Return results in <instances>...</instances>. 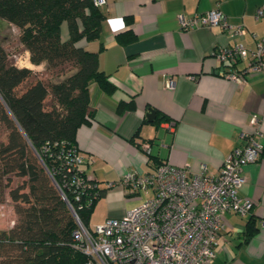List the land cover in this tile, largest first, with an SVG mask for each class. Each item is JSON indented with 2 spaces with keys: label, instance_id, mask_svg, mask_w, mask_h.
Masks as SVG:
<instances>
[{
  "label": "crops",
  "instance_id": "1",
  "mask_svg": "<svg viewBox=\"0 0 264 264\" xmlns=\"http://www.w3.org/2000/svg\"><path fill=\"white\" fill-rule=\"evenodd\" d=\"M214 4L215 0H106L100 7L104 19L98 37L77 42L96 52L99 68L114 86L109 93L91 86L93 116L75 134L85 159L83 169L104 189L90 213V225L122 216L147 195L120 185L126 171L152 172L166 160L174 166L188 165L191 171L204 163L215 174L224 156L244 142L243 135L254 132L252 115L259 119L258 136L264 144V74H250L238 83L221 75L226 66L212 54L235 39L255 48L264 36V16H255L264 0H221L228 20L246 29L240 39H230L218 26L180 28L179 14L191 16ZM66 35L63 26L62 37ZM24 53L29 61L25 49ZM244 65L245 61L237 63L238 68ZM167 78L173 80L172 87L165 86ZM119 102L130 105L118 111ZM149 107L155 110L151 120L146 117ZM243 173L238 194L252 201V209L243 216L222 215L215 254L205 264H264V148ZM118 198L123 202L119 207L100 211L106 200L113 204Z\"/></svg>",
  "mask_w": 264,
  "mask_h": 264
},
{
  "label": "trees",
  "instance_id": "2",
  "mask_svg": "<svg viewBox=\"0 0 264 264\" xmlns=\"http://www.w3.org/2000/svg\"><path fill=\"white\" fill-rule=\"evenodd\" d=\"M103 19L92 0H0V20L19 29L29 61L43 66H18L0 42V123L6 130L0 142V201L7 188L15 214L13 223L0 229V264H84L88 258L76 245L78 223L62 194L90 227L104 189L90 188L75 199L71 172L59 169L57 153L79 150L76 130L93 116L91 86L114 89L96 52L77 44L98 37ZM129 105L119 102L117 110ZM14 176L21 180L11 185Z\"/></svg>",
  "mask_w": 264,
  "mask_h": 264
},
{
  "label": "built area",
  "instance_id": "3",
  "mask_svg": "<svg viewBox=\"0 0 264 264\" xmlns=\"http://www.w3.org/2000/svg\"><path fill=\"white\" fill-rule=\"evenodd\" d=\"M106 0H92L101 7ZM221 0L212 8L191 16L178 15L181 29L195 26H218L230 39L242 38L246 29L242 24L231 23L220 9ZM256 17L264 16V6L256 9ZM214 58L224 63L221 73L238 83L246 81L253 73L264 74V36L255 48L247 47L241 40L219 46L212 51ZM245 61L241 68L237 63ZM172 87L173 80L165 79ZM258 117L252 115V133L244 134V142L235 146L223 158L217 173L207 170L206 164L191 171L188 165L174 166L161 161L152 172L126 171L120 185L131 192L147 193L137 204L120 217H107L104 221L84 226L68 199L62 194L74 214L78 226L73 231L77 247L87 255L84 264H205L215 254L219 231L223 228L222 215L233 212L241 216L252 209V201L240 196L238 189L245 181L243 168L259 159L262 144L258 134ZM149 151V145L144 146ZM59 169L71 172L70 185L74 197L87 195L90 188L97 189V180L85 172L81 165L84 156L79 150L61 149L57 153ZM88 195L87 202L92 197Z\"/></svg>",
  "mask_w": 264,
  "mask_h": 264
},
{
  "label": "rangeland",
  "instance_id": "4",
  "mask_svg": "<svg viewBox=\"0 0 264 264\" xmlns=\"http://www.w3.org/2000/svg\"><path fill=\"white\" fill-rule=\"evenodd\" d=\"M0 42L3 44L9 56L15 61L18 66H31L34 70L36 67L31 65L26 58L24 53V47L19 41V29L11 24L0 20ZM6 139V130L4 125L0 123V142L5 141ZM11 185H14V182H19L21 179L19 177L12 178ZM123 202L121 198L114 201L113 204L110 201L106 200L100 207V211L104 212L111 206L119 207ZM15 214L13 211V202L7 194V188H5V194L2 201H0V229H7L14 221Z\"/></svg>",
  "mask_w": 264,
  "mask_h": 264
},
{
  "label": "water",
  "instance_id": "5",
  "mask_svg": "<svg viewBox=\"0 0 264 264\" xmlns=\"http://www.w3.org/2000/svg\"><path fill=\"white\" fill-rule=\"evenodd\" d=\"M155 116V110L151 107L148 108V111L146 113V117L151 120Z\"/></svg>",
  "mask_w": 264,
  "mask_h": 264
}]
</instances>
